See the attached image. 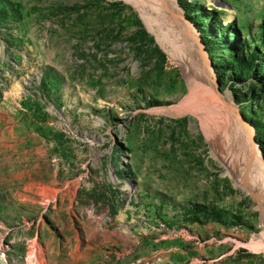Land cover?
Segmentation results:
<instances>
[{
    "label": "rangeland",
    "instance_id": "obj_1",
    "mask_svg": "<svg viewBox=\"0 0 264 264\" xmlns=\"http://www.w3.org/2000/svg\"><path fill=\"white\" fill-rule=\"evenodd\" d=\"M174 1L208 72L133 2L0 0V264H264V0Z\"/></svg>",
    "mask_w": 264,
    "mask_h": 264
},
{
    "label": "bare ground",
    "instance_id": "obj_2",
    "mask_svg": "<svg viewBox=\"0 0 264 264\" xmlns=\"http://www.w3.org/2000/svg\"><path fill=\"white\" fill-rule=\"evenodd\" d=\"M125 1L128 3L133 2L132 4H134L135 8L141 12L142 16L145 18H148V19H146L147 22L145 21L146 24L147 23H153L154 24V22L151 18L156 15V16H159L161 18H164L165 22L167 23V26L170 29H172L174 31L175 30L181 31V29L184 30V33H185V35H183L185 38L184 41H188V40L192 41V42H190L192 45V48L195 47L198 50V52L201 54V59H202L201 61L204 64L205 70H207L206 72H208L207 63L202 56V48L199 45L198 35L196 34V32L194 31V29L191 26L185 24L184 19H183V12H182V10H180L178 8V6L174 0H125ZM152 29H153V27H152ZM207 74H206L207 81L209 83H211L212 85H214L212 75L210 74V72ZM214 88H215V86H214ZM227 101L229 102V104L231 103L229 100H227ZM200 108H202V107H200ZM236 113H237L236 110H234V112L230 116L233 117V120L235 122L234 124L237 125V127L240 131L241 138H243V140H241V151L242 150L243 151L241 153L242 155L240 154V158L242 159V161L245 160V164L249 167L248 169H249L252 177L254 178V180L258 184V190H257L258 194H259L260 198L263 200V197H264V162L262 160H260L261 152H260L259 148L254 145V141H253L254 137H253L252 129L249 126L243 125L242 121L239 120ZM233 120H231L230 124H232ZM223 124L225 125L226 123L223 122ZM228 124H229V122H228ZM225 126H227V125H225ZM217 148H219V147H217ZM239 148H240V145H239ZM246 150L251 153V154H249L250 156L245 155V153H247ZM238 151H239V153L241 152L240 150H238ZM254 167H256V169H258V171H259L257 174L255 173L254 170H252V169H254Z\"/></svg>",
    "mask_w": 264,
    "mask_h": 264
}]
</instances>
